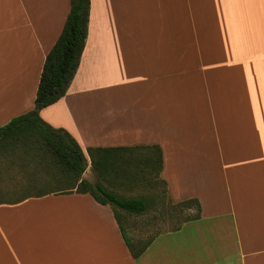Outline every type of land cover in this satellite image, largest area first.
<instances>
[{
    "label": "crops",
    "instance_id": "crops-1",
    "mask_svg": "<svg viewBox=\"0 0 264 264\" xmlns=\"http://www.w3.org/2000/svg\"><path fill=\"white\" fill-rule=\"evenodd\" d=\"M69 9L0 0V127L34 108ZM39 117L85 153L158 147L168 200L200 216L134 258L135 215L121 230L89 194L1 204L0 264H264V0H89L77 71Z\"/></svg>",
    "mask_w": 264,
    "mask_h": 264
},
{
    "label": "trees",
    "instance_id": "trees-1",
    "mask_svg": "<svg viewBox=\"0 0 264 264\" xmlns=\"http://www.w3.org/2000/svg\"><path fill=\"white\" fill-rule=\"evenodd\" d=\"M70 9L60 36L47 53L38 86L34 108L22 115L12 118L0 127V151L17 156L18 162H30L31 171L28 178L18 180L11 185L0 187L1 194L9 198H0L1 204H13L28 198H39L50 194H70L72 192L89 194L101 205L111 207L114 217L122 230L121 213L142 215L147 203L141 198H124L106 189L100 179L108 171L110 154L117 156L140 149H155V157L150 162L161 169V155L158 147H118L111 149L87 148L86 153L75 139L63 129H55L39 117V111L61 99L79 65L87 36L89 18V0H69ZM96 154L99 158L96 159ZM87 157L91 159V170L96 177L90 183L82 176L86 170ZM108 158V159H107ZM196 206L194 215H187L182 222L196 220L200 216L197 200L182 201L176 206ZM181 224V223H180ZM179 224L176 226L178 227ZM124 236V233H123ZM125 241L131 255L139 257L151 239L136 249L128 240Z\"/></svg>",
    "mask_w": 264,
    "mask_h": 264
},
{
    "label": "rangeland",
    "instance_id": "rangeland-1",
    "mask_svg": "<svg viewBox=\"0 0 264 264\" xmlns=\"http://www.w3.org/2000/svg\"><path fill=\"white\" fill-rule=\"evenodd\" d=\"M99 156L96 154L95 158L98 159ZM154 157L155 153L150 158L153 160ZM16 158L17 156L2 154L0 151V187L28 178L31 163L18 162ZM150 158L145 156L142 150L119 153L117 156L112 153L109 159L107 158L106 166L109 170L104 172V178L100 179L106 189L118 196L141 198L148 205L147 211L142 215H135L136 220L131 223L133 234L129 237L134 241V249L143 246L157 233L174 229L185 216L196 213L194 204L188 208L179 207L168 200L165 186L159 178L158 166L156 163L151 164ZM82 177L90 183L96 181L91 170V159L90 162L86 160V170ZM6 193L1 194L0 198H9Z\"/></svg>",
    "mask_w": 264,
    "mask_h": 264
}]
</instances>
